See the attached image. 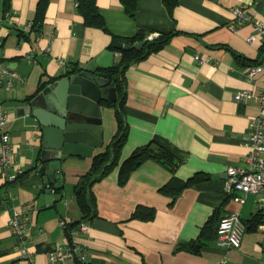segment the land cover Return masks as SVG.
I'll use <instances>...</instances> for the list:
<instances>
[{"label":"crops","instance_id":"crops-1","mask_svg":"<svg viewBox=\"0 0 264 264\" xmlns=\"http://www.w3.org/2000/svg\"><path fill=\"white\" fill-rule=\"evenodd\" d=\"M177 1L172 17L162 0H138L130 17L119 0H96L104 31L84 26L74 0H47L41 20L36 19L39 0H0V65L19 77L0 87V106L11 117L10 173L16 176L31 168L36 155L31 147L37 130L23 127L30 119L21 114L26 105L22 100L41 82L65 71L66 64L75 63L79 70L90 61L104 60L101 55L112 51L108 47L113 36L126 38L143 29L150 40L159 32H181L125 71L128 134L120 158L123 162L136 148L163 142L184 158L175 171L178 179L201 178L174 201L159 191L171 174L154 160L142 163L125 184L118 182V167L93 183L96 217L87 222L86 233L74 237L91 264H218L224 251L215 240L206 241L196 254L175 248L196 239L213 217L237 213L248 223L258 211V196L227 193L223 183L228 167L245 165V137L258 114L256 104H238L233 96L264 88V58L259 63L262 71L248 82L241 76L246 65L239 64L231 51L211 45H225L255 59L262 42L245 40L253 31L251 23L237 22L232 28L231 11L247 5L251 19L264 23V17L254 10L253 0ZM107 90L102 89L103 99L109 98ZM99 117L102 144L91 156L71 157L62 166L64 177L57 184H63V201L57 207L36 208L40 179L34 170L10 183L0 170V264H48L46 252L36 251L38 244L69 246L60 221L80 219L74 187L90 170L92 156L105 150L117 130L112 108L100 103ZM141 207L153 210L149 219L132 217ZM16 211L25 213L29 257L18 253L17 238L10 231ZM263 242L256 228L246 229L240 247L227 253V264H262Z\"/></svg>","mask_w":264,"mask_h":264},{"label":"trees","instance_id":"trees-1","mask_svg":"<svg viewBox=\"0 0 264 264\" xmlns=\"http://www.w3.org/2000/svg\"><path fill=\"white\" fill-rule=\"evenodd\" d=\"M7 1V0H6ZM47 0H39L38 8L36 11V19L41 20L44 14L45 6ZM123 10L130 16L134 17L136 12V7L138 0H119ZM76 4V10L78 14L82 17L83 24L86 27L106 30L105 21L100 14L98 7L96 5V0H74ZM177 0H162V3L168 12V15L172 17V11L177 4ZM8 3V2H6ZM149 31L139 29L133 36L118 38L113 36V42L108 47L112 52L116 53L117 56L112 66L105 69L104 72L108 74V87L114 88L116 91L115 100H110L109 98L103 99L102 104L106 107L112 108L114 110V116L117 123V130L106 146L105 150L92 157V164L90 170L82 175L74 187V198L76 205L80 212V219L77 221H72L66 223L64 228L65 236L70 243L72 241V230L76 229L78 225L82 222H88L92 218L96 217V200L95 196L91 191L92 184L101 180L107 176L112 169L118 167V182L119 184H125L130 174L137 169L142 163L147 160H154L159 163L164 169H166L170 174L171 178L167 183H165L161 188L160 192L165 196H168L172 201H174L181 192L191 185H194L201 176L195 175L186 180H180L175 176L176 168L179 164L184 161L183 157H180L175 149L165 146L163 142H152L150 144L143 145L136 148L129 157L122 162L121 151L126 142L128 134V125L126 124V109H125V71L128 67L145 59L148 55L155 53L167 45L168 41L175 34H180L178 31L169 32H159L158 35L152 39H146V35ZM143 41V47L140 50L130 48H116L114 44L116 42H121L123 45H133L136 42ZM215 48H225L231 51L232 55L236 61L242 66H252L259 65L264 58V41L258 48L257 57L255 59H249L243 55L232 51L231 48L225 45H211ZM70 67L76 70L78 67L75 63L66 64L64 68ZM70 69V70H71ZM106 90L108 88H105ZM30 96L25 97L28 100ZM24 102V99H23ZM31 169L26 170L24 173L18 175L19 178H23L26 173L30 172ZM79 187V189H77ZM153 212L152 209L141 207L138 208L132 217L139 218L143 220L149 219V215ZM220 218L213 217L209 219L200 229L199 235L196 239L189 242H181L177 244L176 250H186L194 254L198 253L200 249L206 245V241L215 240L216 228ZM261 218L257 213L249 222H245L247 230H255L256 226L259 224ZM53 247L42 248L40 244L37 245V252H47Z\"/></svg>","mask_w":264,"mask_h":264},{"label":"water","instance_id":"water-1","mask_svg":"<svg viewBox=\"0 0 264 264\" xmlns=\"http://www.w3.org/2000/svg\"><path fill=\"white\" fill-rule=\"evenodd\" d=\"M253 6L264 17V0H253ZM143 44V41L133 45L116 42L114 47L140 50ZM113 55L108 50L101 55L104 60L90 61L79 70L62 71L41 82L34 93L27 95L28 100L24 98L26 105L21 115L30 121L24 122L23 127L37 130L33 139L36 142L31 147L36 155L29 168L40 179L37 209L57 207L63 201V184H57L64 177L62 166L71 157L91 156L93 149L102 144L99 117L102 89L108 88L110 100L116 98V91L108 87V74L104 72L112 66Z\"/></svg>","mask_w":264,"mask_h":264},{"label":"built area","instance_id":"built-area-1","mask_svg":"<svg viewBox=\"0 0 264 264\" xmlns=\"http://www.w3.org/2000/svg\"><path fill=\"white\" fill-rule=\"evenodd\" d=\"M232 20L230 25L232 28L236 26L237 22L251 23L253 28L252 33L246 37L249 43H259L264 41V23L262 21H254L249 15L247 5H240L234 7L231 11ZM197 59L199 57L196 56ZM62 65L65 63L60 62ZM262 71L259 65L246 66L241 76L248 82H254L260 72ZM18 75L0 65V87L3 85H12ZM233 99L238 104L254 103L257 105L258 114L251 121L248 133L245 137V144L248 149L247 155L244 159V166H230L226 169V177L224 179L223 187L227 193L240 191L246 194H252L259 197L258 211L261 220L256 226V230L262 234L264 238V88L260 92H252L250 90L237 91ZM11 121L10 115L0 106V170L6 181L12 180L16 177L15 174L10 173V166L12 163L13 150L10 146V137L7 132V126ZM67 222L60 221L61 227L65 228ZM26 224V217L23 211H16L10 219L9 227L11 233L17 238L18 253L23 256L29 254L25 248L24 229ZM89 229V223L82 222L78 227L72 230V241L69 246L57 245L46 252L48 257V264H91L85 250L80 246H76L74 237L81 233H86ZM246 231L244 221L237 213H229L222 216L217 224L215 242L217 246L224 251L219 259L218 264H227V253L230 250H236L240 247L242 236ZM262 251L264 257V242L262 244ZM262 264H264V259Z\"/></svg>","mask_w":264,"mask_h":264}]
</instances>
